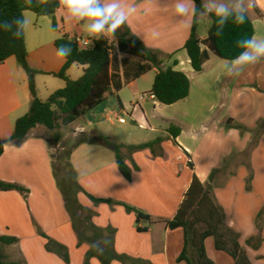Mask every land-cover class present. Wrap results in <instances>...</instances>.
I'll return each mask as SVG.
<instances>
[{"label": "crops", "instance_id": "obj_1", "mask_svg": "<svg viewBox=\"0 0 264 264\" xmlns=\"http://www.w3.org/2000/svg\"><path fill=\"white\" fill-rule=\"evenodd\" d=\"M60 2L61 7L55 14L56 30L45 26L41 33L38 25H46L41 21V17H32L28 11L24 13V18L29 22L25 30L28 64L37 72L35 87L40 100L42 97L49 99L55 91L65 87V81L54 76L65 64V59L55 48L57 40L64 36L72 40L79 39L78 34L81 37L88 35L92 40L99 36L114 39L107 32L103 35L87 32L85 21L81 18L75 17V22L82 26V29L71 28L68 24L69 11L64 7L63 0ZM112 2H117L120 10L128 16L126 25L131 34L145 47L157 53L163 64L168 63L169 67H173V63L177 61V66L173 67L175 71L183 67L180 72L190 80V95L172 106L189 102L192 94L190 74L203 73L212 62L211 55L202 72L196 73L188 67L191 65L189 58L187 60L182 57L185 51L183 47L190 37L195 16L193 1L101 0V6ZM179 3H183L187 9L183 15L177 14L176 6ZM202 3L208 12L214 13V9L220 4L227 7L229 12H245L254 25L256 42L262 43L258 39L257 28L264 31V0H202ZM201 18H204V23ZM211 26L212 19L208 14H199L197 35L201 40L207 38ZM261 59L264 57L247 65L227 61L232 66L231 87L234 89L231 105L228 99L226 103L222 100L220 103L209 104V110L207 109L203 116L187 114L182 117L183 120H165L172 121V125L175 122V126L178 125L181 129L176 141L167 132L165 140L151 149L131 151V148L136 146H129L128 150L132 153L125 158L123 151H127V147L111 141L108 134L102 130L105 102L93 110L95 130L88 131L82 124L76 125L79 120L86 121L87 114L62 130V140L57 148L65 149L68 129L73 131L72 138H78L70 161L81 186L96 198L111 199L118 203L95 204L84 193L78 196L79 203L85 210L79 212V216L87 221L85 227L93 224L105 232V237L111 234L108 230L114 232V251L129 258L125 262L116 260L112 264H134L136 261H141L142 264H186L178 260L184 249V232L182 229H169L166 221L173 220L177 215L194 175L205 186L211 181L215 202L223 209L226 225L239 234V244L247 252L251 264H264V214L259 216L264 210V132L258 137L257 145L247 153L252 136L247 134L242 140L237 129H228L224 123L225 118L227 122H238L254 130L258 122L264 121V61ZM124 61L123 56L115 54L114 73L119 75L120 80L122 77L125 80ZM126 62L130 73L138 64L134 59H127ZM83 73V67L73 65L67 71V76L77 80ZM50 78L60 79L64 86L39 87V80L44 82L45 79L49 85ZM138 80L128 81L127 85L132 86ZM214 81L216 84L221 82L218 76ZM127 88L129 87L123 86L120 92H111L114 96L118 95L123 105V108H120L122 113H126V105L121 93ZM137 91L135 89L136 94ZM240 91L248 93L247 99L241 97ZM107 95L108 93L105 100ZM31 101L28 76L16 58L11 57L0 65L1 139H9L12 136L15 122L28 113ZM223 111H226V114L219 116ZM112 113L116 118H120L117 112ZM239 114L241 116H238ZM51 137L52 133L46 128L37 127L30 131L22 145L8 144L0 158V180L29 190L26 198L17 191H0V236H12L19 240L17 244L7 246L4 252L14 264H85L87 253L91 249L88 242H80L71 215L65 207L53 173ZM100 137L106 138L111 144L107 145ZM141 145L146 144H139ZM116 146L120 148V156L130 171V179L119 169ZM241 151L246 153L243 163L239 162L238 158ZM230 156L233 160L237 156V160L230 168L224 167V162ZM190 161L194 164V170L188 165ZM214 171L216 173L211 180ZM125 205L148 214L152 220L137 223L135 213L128 212ZM143 222L148 224L144 226ZM137 228L146 230L139 232ZM48 238L67 248L69 263L46 250ZM251 238L254 239L249 245L248 240ZM212 239L205 241V250ZM188 257L191 258L189 255ZM87 264L102 262L97 257H92Z\"/></svg>", "mask_w": 264, "mask_h": 264}, {"label": "trees", "instance_id": "obj_2", "mask_svg": "<svg viewBox=\"0 0 264 264\" xmlns=\"http://www.w3.org/2000/svg\"><path fill=\"white\" fill-rule=\"evenodd\" d=\"M191 1L195 4V16L190 37L183 50L186 51L191 67L196 73L202 72L204 64L210 59L211 55L221 60L235 61L238 56L248 50L243 46V42L254 38L255 28L245 12H231L232 15L221 23L220 18L215 13L208 12L204 8L202 0ZM60 7V0H0V24H11L14 19L24 17V13L28 11L38 17H51L52 29L56 30L55 14ZM239 12L245 15L243 24L237 23L235 20V15ZM201 13L208 14L212 19V26L207 38L204 40H201L197 35L198 16ZM15 31L14 24L11 28H0V65L11 57L16 58L18 64L28 76L32 101L28 113L15 122L12 136L9 139L0 138V158L8 144L22 145L30 131L40 126L52 133L50 147L57 148L62 140L61 131L63 128L69 127L80 117L92 112L104 102L107 93L112 92V90L115 93L120 92L124 84L119 75L114 73L115 54H120L125 58L123 62L124 77L127 82L138 80L153 69L157 70L150 94L160 104L172 106L187 99L190 95L191 83L189 78L183 72L173 69L178 62L175 61L173 67L166 70L161 69L163 60L160 59L157 53L145 47L135 38L125 23L114 34L110 33L114 40L99 36L94 39L93 46L88 49H80L77 42L68 36L57 40L55 42L56 49L61 46H68L72 50L68 57H63L65 64L62 70L59 73H54V76L65 81V87L55 91L46 102H43L38 98L36 92L35 76L37 72L32 70L28 64L25 31L21 37L14 35ZM127 59H134L138 62L131 73L128 71ZM73 65L84 68L83 75L77 80H72L67 76V71ZM116 98L119 107L122 109L123 105L118 95H116ZM226 128L250 132V129L246 126L233 124V121L230 120L227 122ZM167 132L176 141L181 129L171 125ZM100 139L107 145L111 144L104 137H100ZM160 143L161 139H158L151 144L133 147L131 150H144ZM253 145L252 148L257 145V142ZM75 146L77 144L58 160H55L52 156V167L65 207L71 215L79 240L81 243L88 242L91 245L85 264L92 257H97L102 264H112L115 260L125 262L129 258L118 255L113 249L114 232L108 230L111 234L105 237L103 235L105 232L93 224L85 227L87 221L79 216V212L84 210L78 200L80 193L87 195L95 204L114 205L118 203L111 199L96 198L81 186L70 161ZM115 149L119 169L127 179H130V171L120 156V148L116 146ZM188 165L191 170H194V164L191 161ZM64 172L66 173L64 174ZM215 173L216 171L212 173L211 180ZM0 191H17L25 198L29 193V190L23 186L1 180ZM125 208L128 212L135 213L137 223L152 220L151 216L138 209L126 205ZM263 214L264 210L261 211L259 216ZM166 223L169 229H182L184 232L185 244L178 259L180 262L214 264L205 250V241L213 238L215 250L227 253L233 259L234 264H251L247 252L239 244V234L226 225V216L223 209L215 202L213 187L210 184L203 185L195 175L177 215L173 220L166 221ZM199 226L204 227V229L200 230ZM137 230L144 232L146 229L137 228ZM40 234L43 235L41 232ZM43 236L45 237V235ZM253 239L248 240L249 245ZM18 242L19 240L16 237L0 236V264H6V256L1 247L15 245ZM190 249L195 251L196 260L188 257ZM46 250L59 255L66 263L70 262L68 250L64 245L48 238Z\"/></svg>", "mask_w": 264, "mask_h": 264}, {"label": "rangeland", "instance_id": "obj_3", "mask_svg": "<svg viewBox=\"0 0 264 264\" xmlns=\"http://www.w3.org/2000/svg\"><path fill=\"white\" fill-rule=\"evenodd\" d=\"M29 14L32 17H38V16H35V14L32 12H29ZM67 14H68L69 26L73 28L74 30H78V27H80L79 30H81L82 26L78 25L75 22V17L71 14V12L69 11L67 12ZM40 19L41 21H43V23H46V25H43L42 23L38 25V30L41 31V33L43 32V29H45V26L47 28H52V18L51 17H41ZM83 20L85 21V30L87 32H90L89 31L90 21H88L87 19H83ZM203 20L204 18H201L202 23H204ZM257 33H258V39L262 41V43H264V31L257 28ZM78 36H79L78 37L79 39H91L88 37V35L81 37V35L78 34ZM182 57L188 60V55L186 51L182 53ZM211 57H212V62L210 66H208L203 73L194 74V75L190 74L191 80H192L191 81L192 82L191 97L189 98V102H183L182 104H179L178 106H166L150 98V95H151L150 91L152 89L154 79L157 73L156 69H153L151 72L147 73L144 77H142L140 80L135 82L134 85L132 86L127 85L129 83L126 80H124V78L122 77L121 81L123 82L124 87H129L121 93L123 101L126 105V113H122L116 96H114L113 93L111 92L108 93L107 98L104 101L106 110L103 114L104 119L102 121V126L104 129L102 130H104L106 134H108L107 136L111 138V141L117 144H123V147H127V151L125 150L123 151V155L125 156V158L127 157V155H130L132 153V152H129L128 150L129 146H137V145L139 146V144H147V143L151 144L154 142V140H158L160 138L162 139L161 140V143H162V141L165 140L164 137H166L167 130L173 124L172 121L166 122L165 120H168V119L169 120H180V119L183 120L182 117L187 114H190V115L198 114L200 116H203L204 114H206L207 109L209 110V106H210L209 104H212L215 102L220 103L222 100L223 102L226 103V100L228 99L229 105H231V97L233 96V89H234L231 87L232 86L231 84L233 81V78L230 74L231 73L230 70L232 68L231 63L227 62L226 60H221L214 55H212ZM261 60L262 62L264 61V59H261ZM168 67H169V64L164 63L162 69L166 70ZM188 67L192 69L191 65H189ZM181 69H183V67L177 68L178 71H180ZM262 74L264 76V71H262ZM217 76L219 77L221 82L216 84L214 81V78ZM50 79H51L50 80L51 82L49 85H47V83L45 82V79H44V82H42L43 80H39V87L64 86V82H62L60 79L58 78H50ZM257 82H258L257 84L259 85L260 84L259 80ZM262 83L264 84V77H263ZM130 87H134V88H130ZM135 89L138 90L137 91L138 94L135 93ZM240 95L241 97H243V99H247L248 93H244V91L242 92L240 91ZM144 96L145 98L142 99ZM42 100L43 102H46L48 99L46 97H42ZM130 102H133V104H131ZM231 108L232 107H230V109ZM217 109H219V106ZM239 110L240 111L242 110L241 106L239 107ZM114 111L120 115V120L116 118L114 113H112ZM143 112L145 113V115H143ZM223 114H226V111L221 112L219 116ZM238 116H241V114H239ZM105 117H107V119H105ZM85 119L86 121L84 119L79 120L76 123V125L82 124L88 129V131L95 130L96 123H94L95 115L93 111L87 113ZM224 123L227 125V119L225 118H224ZM234 124H239V123L235 122ZM174 125H176L175 122H174ZM238 131H239V135L242 137L241 138L242 140L247 134L252 136L251 141L246 150L247 153H250V151L253 149L252 148L254 146L253 144L257 142L258 137L264 132V122H260V124L258 122L254 130L250 129V132L243 131V130H238ZM72 132L73 131L69 129L66 131L67 134L69 133V136H68V139L65 141V145H64L65 149L61 150L60 148H51L52 156L55 158V160L56 159L58 160L60 157H62L64 153L69 151L76 143V140L78 138L77 137L72 138L71 136ZM98 137L99 135H97V138ZM93 138L95 137L93 136ZM242 140H241V143H242ZM237 148L238 146L236 147V149ZM149 149H151V147H149ZM234 153L237 154L236 151ZM245 156H246V153L241 151L240 156H238L239 162L243 163L245 161L244 159ZM236 158L237 156H235V159L233 160L232 156L228 157L227 158L228 160L225 161L223 164L225 165L224 167L230 168L232 164L234 163V161L237 160ZM65 173L66 172H64V174ZM209 184L211 185V181L209 182ZM142 224L146 226L148 222H143ZM199 229L203 230L204 227L199 226ZM213 243L214 242L212 239V241L206 245L207 255L209 256V258L212 261L218 262L219 264H223L225 262L229 264H234L233 259L227 253L218 252L216 250L214 251L215 247L213 246ZM229 246L231 247L232 245L230 244ZM1 248H2V251L5 252L7 246H2ZM211 249H213V251ZM188 255L192 259L196 260V253L193 249L189 250ZM142 263L143 262L141 261L134 262V264H142ZM6 264H14V263L10 261L6 256Z\"/></svg>", "mask_w": 264, "mask_h": 264}, {"label": "clouds", "instance_id": "obj_4", "mask_svg": "<svg viewBox=\"0 0 264 264\" xmlns=\"http://www.w3.org/2000/svg\"><path fill=\"white\" fill-rule=\"evenodd\" d=\"M63 5L74 17L90 21L89 31L95 35H103L106 32L114 34L128 19V16L120 10L117 2H112L102 7L101 0H63ZM176 11L177 14L183 15L187 12V9L183 3H179L176 6ZM214 13L220 18L221 23L232 15L223 4L217 6L214 9ZM235 20L237 23L243 24L245 15L239 12L235 15ZM28 23V20L21 16L14 19L11 24H0V28H11L14 24L16 28L14 35L21 37L27 29ZM243 46L248 50L238 56L233 61L234 64L247 65L260 57H264V43L258 44L255 38L244 41ZM57 51L61 57L65 58L72 52L68 46H61Z\"/></svg>", "mask_w": 264, "mask_h": 264}, {"label": "built area", "instance_id": "obj_5", "mask_svg": "<svg viewBox=\"0 0 264 264\" xmlns=\"http://www.w3.org/2000/svg\"><path fill=\"white\" fill-rule=\"evenodd\" d=\"M80 49H88L93 46L94 40L91 39H75ZM145 96L142 98L144 99ZM150 98L154 100V96L150 95ZM120 120V118H118Z\"/></svg>", "mask_w": 264, "mask_h": 264}]
</instances>
